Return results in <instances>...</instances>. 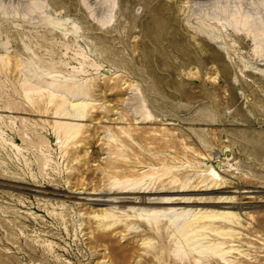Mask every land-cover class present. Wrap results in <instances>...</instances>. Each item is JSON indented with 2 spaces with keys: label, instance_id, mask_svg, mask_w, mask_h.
Returning <instances> with one entry per match:
<instances>
[{
  "label": "rangeland",
  "instance_id": "374dc122",
  "mask_svg": "<svg viewBox=\"0 0 264 264\" xmlns=\"http://www.w3.org/2000/svg\"><path fill=\"white\" fill-rule=\"evenodd\" d=\"M262 36L264 0H0V264H264Z\"/></svg>",
  "mask_w": 264,
  "mask_h": 264
},
{
  "label": "bare ground",
  "instance_id": "6f19581e",
  "mask_svg": "<svg viewBox=\"0 0 264 264\" xmlns=\"http://www.w3.org/2000/svg\"><path fill=\"white\" fill-rule=\"evenodd\" d=\"M232 14V17H234L235 18V16H239V22H238V24H244L245 23V20H247V18H248V16L246 15V14H241V13H239L238 11H234L233 13H231ZM264 36H262V38H263ZM264 40V39H263ZM258 44V43H257ZM79 115V114H78ZM63 126H64V128L66 129V131H72L73 130V128H75V126L74 125H72V124H69V123H64L63 124ZM184 236V235H183ZM182 236V237H183ZM188 236V235H187ZM192 239H194V237H190L189 239H186V241L185 242H192ZM192 246H195L196 244L195 243H193L192 242V244H191ZM198 249L196 250L197 252H200L201 250H209V251H211V252H213L214 254H220L221 253V250L220 249H218V248H215V247H205V246H198L197 247ZM178 250V249H177Z\"/></svg>",
  "mask_w": 264,
  "mask_h": 264
}]
</instances>
